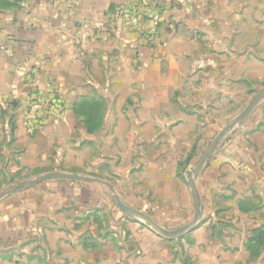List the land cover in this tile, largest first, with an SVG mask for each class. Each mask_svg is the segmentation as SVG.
<instances>
[{
  "label": "crops",
  "instance_id": "crops-1",
  "mask_svg": "<svg viewBox=\"0 0 264 264\" xmlns=\"http://www.w3.org/2000/svg\"><path fill=\"white\" fill-rule=\"evenodd\" d=\"M154 1L161 21L151 46L141 38L147 19L116 18L112 32L98 29L107 26L111 6L126 5V0H33L31 12L16 11L10 20L0 14V136L14 137L23 165L56 162L42 170L89 176L84 170L106 162L109 156L95 134L83 123L82 131L77 126L73 105L83 97L103 101L106 123L129 122V138L140 123L158 121L180 124L177 134L185 136L199 114L213 122L210 100L216 92L231 105L233 76H248L250 66L264 71V57L250 64L248 51L249 23H264V0ZM49 93L66 109L31 135L26 118L39 112L33 97ZM219 151L221 156L202 171L198 188L202 181L222 189L232 179L239 156ZM157 162L158 188L174 198L172 183L185 189L177 179L178 164ZM117 191L135 208L131 188ZM105 196L96 182L69 179L46 180L5 196L0 200V264H264V251L252 258L244 240L178 245L135 223L117 226L124 222L120 210L109 212L106 235L95 223L96 208L109 202ZM185 249L204 253L185 259Z\"/></svg>",
  "mask_w": 264,
  "mask_h": 264
},
{
  "label": "rangeland",
  "instance_id": "rangeland-1",
  "mask_svg": "<svg viewBox=\"0 0 264 264\" xmlns=\"http://www.w3.org/2000/svg\"><path fill=\"white\" fill-rule=\"evenodd\" d=\"M32 1L25 0L20 8L0 11V14H4L3 19L10 20L15 17L14 12L16 11L31 12ZM263 36L264 23H249L250 64H258L262 61L259 58L264 57ZM249 72L248 76H233L231 105L225 104L222 97L223 92H216L215 99L210 100L212 114L210 118L213 122H207L206 118L199 114L202 112H197L198 122L191 125L190 131L185 136L183 133L177 134L180 124H165L158 121L149 124L140 123L136 136L129 138L131 127L129 122L120 125L118 121L116 124H111L103 120L102 127L93 134H95V141L101 147L104 146L105 154L109 158L104 164L92 167L89 172L84 170V173L110 183L121 201L123 198L117 189L126 186L131 188L132 194L136 197L132 203L135 208L144 211L164 229L174 231L185 226L193 220L196 213L189 179L193 176L204 152L218 134L235 121L251 99L257 93L264 91V71L257 69V66H250ZM106 112L107 108L104 109V115ZM82 123V118L78 117L79 131H82ZM83 128L85 129L84 125ZM37 131L31 135L36 134ZM115 131L116 139L110 140V135ZM118 133L124 135L120 136ZM84 143L86 144L87 140ZM220 149L239 156L238 163L230 170L232 179L225 181L222 189L214 185V182L201 181L204 186L202 188H200L201 185L199 186L202 201L200 223L197 228L180 238L173 239L171 243L178 245L216 243L226 246L231 242L247 241L253 228L264 225V194L260 191L264 183V99L242 124L235 125L226 132L210 159L216 160L220 157ZM21 154L23 150L15 145L13 136L9 134L4 137L0 136V191L11 184L46 173L42 168L57 165L56 162H48L39 167H33L30 164L23 165L19 157ZM158 159H162V162L167 164L176 162L178 164L177 179L183 183L185 189H182L179 183H172L174 198L169 199L165 191L158 188L162 184L156 180V171L153 168L158 163ZM180 163L184 167L181 172L179 171ZM131 167L134 168L128 173ZM185 168L187 169L184 172L186 178L180 174ZM200 175L197 185H199ZM96 183L104 189L105 197L109 202L96 208L95 223L99 231L103 230L107 235L109 233L107 230L111 225L109 212L124 211L118 207L115 193L110 187L106 183ZM124 213V222H116L117 226L124 227L128 223H135L140 228H149L144 222ZM153 232L154 235L157 234ZM88 239L93 240L92 237ZM185 250V259H192L204 253L203 251Z\"/></svg>",
  "mask_w": 264,
  "mask_h": 264
},
{
  "label": "water",
  "instance_id": "water-1",
  "mask_svg": "<svg viewBox=\"0 0 264 264\" xmlns=\"http://www.w3.org/2000/svg\"><path fill=\"white\" fill-rule=\"evenodd\" d=\"M262 99H264V91L257 93L251 99L249 104L238 115L235 121L232 124L226 126L218 134V136L213 140V142L208 147V149L204 152L200 163L198 164V166L195 168L193 172V176L189 179V185H190V189H191V192L194 198V204H195V209H196L195 216L191 222H189L185 226L179 229H176L174 231H168L164 229L144 211L136 209L132 206H129L123 201H121L118 195L115 193L114 187L110 183H107L97 177L80 175L78 173H71V172H65V171H50V172H46L43 174H39L35 176L34 178L7 186L6 188L0 191V200L4 198L5 196L31 188L37 185L38 183H41V182H44L50 179H69L72 181H88V182L106 183L110 187V189L115 193L114 196L118 201V207L124 212H126L129 216L144 222L145 225H147L150 229H152L159 236L164 237L167 240H173V239L180 238L184 236L186 233L191 232L192 230L197 228L200 223L201 217H202V201H201L200 191L197 185V180H198L199 175L203 171L205 165L207 164L212 154L215 152L217 146L220 143V140L224 137L226 132L233 126L242 124L243 121L247 119L251 115V113L256 109L257 105Z\"/></svg>",
  "mask_w": 264,
  "mask_h": 264
},
{
  "label": "built area",
  "instance_id": "built-area-1",
  "mask_svg": "<svg viewBox=\"0 0 264 264\" xmlns=\"http://www.w3.org/2000/svg\"><path fill=\"white\" fill-rule=\"evenodd\" d=\"M116 18L127 21L137 22L147 19L141 27V38L146 45H152L158 33V26L161 21V14L158 4L154 0H126V5L118 4L108 12L107 26L98 25V29L104 32H112L116 22ZM33 103L39 109L36 114L28 115L26 118V127L29 133H34L45 123L58 120L65 111V105L54 99V95H35Z\"/></svg>",
  "mask_w": 264,
  "mask_h": 264
},
{
  "label": "trees",
  "instance_id": "trees-1",
  "mask_svg": "<svg viewBox=\"0 0 264 264\" xmlns=\"http://www.w3.org/2000/svg\"><path fill=\"white\" fill-rule=\"evenodd\" d=\"M25 0H0V11H7L15 8H20ZM114 8V6H111ZM104 103L96 97H83L73 105L74 113L82 118L83 125L86 131L90 134L96 133L102 127L104 115ZM183 165L179 164V171L183 169ZM182 176H185L184 172ZM190 173V172H189ZM246 248L252 258H258L264 251V225L252 229L247 242Z\"/></svg>",
  "mask_w": 264,
  "mask_h": 264
}]
</instances>
